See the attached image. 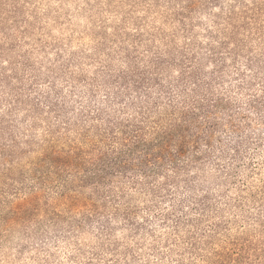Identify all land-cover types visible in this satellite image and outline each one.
<instances>
[{
	"label": "trees",
	"instance_id": "obj_1",
	"mask_svg": "<svg viewBox=\"0 0 264 264\" xmlns=\"http://www.w3.org/2000/svg\"><path fill=\"white\" fill-rule=\"evenodd\" d=\"M32 1L0 0V135L14 140L16 132H26L22 127H34L42 111L35 101L23 100L17 86L36 69L34 48H49L41 42L23 52L33 25ZM132 8L144 15L132 20V27L124 18L93 49L97 59L116 58L112 63L77 68V53L67 56L60 46V106L50 94L43 96L60 114V140L48 141L55 147L44 150L34 177L45 179L38 175L47 160L60 170V203L87 208L91 216L68 229L73 235L55 223L52 229H60L64 240L97 237L87 264L108 255L111 264H124L121 256L125 264H137L148 237L156 262L149 256L145 264H264V183L258 181L256 157L264 136L248 131L249 113L264 122V0H142ZM226 87L240 99L225 97ZM201 152L206 161H225L227 200L205 194L188 211L181 200L166 215L162 232L137 225L126 242L119 231L115 238L106 218L100 221L110 209L127 216L139 209L131 182L160 204L175 199L174 188L192 186L185 174ZM13 191L11 200H2L8 192L0 196V226L28 230L37 220L41 194L35 188ZM48 234L32 235L44 242ZM76 251L74 257L87 255L81 244Z\"/></svg>",
	"mask_w": 264,
	"mask_h": 264
},
{
	"label": "rangeland",
	"instance_id": "obj_2",
	"mask_svg": "<svg viewBox=\"0 0 264 264\" xmlns=\"http://www.w3.org/2000/svg\"><path fill=\"white\" fill-rule=\"evenodd\" d=\"M141 1L33 0L31 2V11L29 10L28 12V15L33 19L31 22L33 25L28 35L30 38L27 40V38L20 36L18 40H27L26 43L28 44L23 46V52L41 45V42L49 46V48L47 50L34 48L36 50L31 52V60L36 64V69L27 71L24 76L25 82L23 85L18 83L17 86L22 89L19 94L23 100L28 101L30 104H34L33 101H35V104H39L42 111L36 120V124L39 121H44L47 124L49 136L46 137V142L54 139L60 140V128L57 127L60 123V114L55 112L56 109H51V103L45 101L43 96L50 94L52 104L60 106V46H63V51L68 56L65 43L71 45L72 42L71 36L64 37L61 35L64 31H70L73 26V10L68 8L67 5H76L79 8V19L86 20L88 25H90L87 28V34L92 41L94 49L97 47L99 41H102L104 35L114 34L115 27L120 23L122 24L124 18H128L130 23L128 26L132 27V20H137L144 15L142 9L132 8L134 3L141 4ZM151 18L158 22L159 25L161 21L159 18H156L154 15ZM107 22L108 26L102 28ZM127 30H131V28H127ZM20 74L23 75L24 72L21 70ZM36 76L41 78L38 82L34 81ZM22 91H26V93L23 95ZM22 111L24 112V110ZM23 112L20 115L21 117L25 115ZM36 124L33 128H35ZM16 136L14 140L13 136H9L8 134L0 135V196L4 192H8L2 200H11V194H14L13 188H18V191H26V193L35 188L41 194L37 216L42 211L45 214L51 215L54 207L60 204V170L53 169L54 165L50 166L48 161L45 160L47 163H43H45L46 167L39 171L38 175L40 178L45 179L41 181L37 180L34 177V166L44 159V151L40 155H33L37 151L35 147L37 142L29 132L21 130L16 132ZM25 137L28 138L26 139ZM52 201L58 203H50ZM34 223L36 227H33ZM52 224H50L48 230V238L44 242L33 238V235L35 236V233L38 231H42L44 234L47 231L46 229L42 230V226L38 224L37 220H33L28 230L20 227L18 238L10 247L11 236L8 234L9 231L0 226V262L12 254L13 247L15 248L16 259L19 260L23 258L25 253L31 251L36 245H39L41 264H51L47 258L53 255L50 251L53 248L58 253L56 260L59 264H87L90 257L88 252L92 251L99 244L97 237L90 235L83 236L78 242L77 240H64L60 238V229H52ZM118 238L121 241H127L122 240V235H119ZM130 239L128 241L130 246L135 245V241L132 240L133 238ZM25 240L29 241V243H24L23 241ZM145 241L144 250L140 253L142 255L141 259L138 260L137 264H145V260H148L150 256L148 244L151 242V238L148 237ZM78 244L82 245V249L87 252V255L83 254L80 257H74L76 256ZM5 247H8V252L4 251ZM150 258L156 262L154 255H151ZM113 259V257L110 258V255H108V257L103 258L101 263L97 262V264H111ZM119 260H122L125 264L124 256H121ZM132 264L136 263L132 262Z\"/></svg>",
	"mask_w": 264,
	"mask_h": 264
},
{
	"label": "clouds",
	"instance_id": "obj_3",
	"mask_svg": "<svg viewBox=\"0 0 264 264\" xmlns=\"http://www.w3.org/2000/svg\"><path fill=\"white\" fill-rule=\"evenodd\" d=\"M68 8L73 10V26L70 31H64L61 33L62 36L68 37L71 36V45L65 43V48L67 49V53H77L76 61H78L77 68H81V66L87 65L89 62L94 64L97 68L102 67L104 64L112 63L115 59L109 60L106 56L99 55L98 59L93 54L92 41L89 39L90 37L87 34V28L90 27L88 22L83 19H79V8L74 4H68ZM82 7V6H81ZM86 56H91V59H85ZM120 67V65H117ZM260 85H257L259 88ZM255 91V89H253ZM222 94L234 100H239L240 97L237 96L236 92L232 91L228 87L221 90ZM252 127L248 129L249 132L252 133L253 137L257 133L264 136V122L257 119L255 116H252L249 113ZM26 132H29L37 142L35 147L37 149L33 155H40L44 149L52 148L54 149V145H50V142H46V137L49 136L48 126L44 121H39L35 128L32 127V123L22 127ZM26 139L28 137H25ZM262 150L260 149V155L256 156L259 158V162L257 164V169L261 173L258 181L260 183H264V155H262ZM181 152L184 150L181 148ZM219 153H217V156ZM59 159V157H57ZM224 160L217 159L216 157L212 158V161H206L204 153H200L199 162H194L191 166V171L187 172L185 175L187 178L191 180V187L187 190L184 187H181L179 192H176V189H173L175 193V199L170 200L168 203L160 204L159 201H153L148 195L144 194L139 190V185L133 187V183L129 185L130 188L135 190V195H131L136 197V203L139 205V209L134 211L131 216L127 215H114L115 209H110L107 213V216H103L102 220L100 217V221L107 219L110 222L111 226L115 230L114 235L117 231L121 232L122 240H127L129 234L133 231V228L137 225L143 226L145 229H149L156 232L161 231V225L165 223V218L168 213H172L175 211L177 206L180 204L181 200H185L184 211H188L191 205L195 202L196 198L202 197L205 194L217 193L218 199L223 202L230 197L229 189L231 188V184L227 183V173L224 169ZM165 177H161L158 183H162ZM252 183L257 182V178H253ZM222 189V190H221ZM191 198V199H188ZM24 198L22 197V200ZM50 203L56 204L58 202L52 201ZM159 204L157 207L156 205ZM146 206H148L146 210ZM119 208V205L116 206ZM77 213L79 215H77ZM110 213V214H109ZM91 216L89 210L84 207L72 206L70 208H66L62 203L59 206L54 207V211L51 215L45 214L43 211L37 217V222L42 226V230H49L50 224L55 223L57 227L62 228L67 234L73 235V232L68 231L69 228L75 229L77 222L83 220L85 217ZM114 220H119V223H113ZM99 223V221H96ZM171 223V220L168 221ZM93 223L90 225L89 231L92 229ZM33 227H36V224H33ZM20 231V227L16 226L9 230V235L11 236V240L9 242V247L15 243V240L18 238ZM49 233V231H48ZM95 235V233H93ZM115 238L116 235H115ZM24 243H29V241L25 240ZM34 249V250H33ZM31 251L25 253L23 258L17 260L15 256V248H12V254L0 264H41V252L39 245H36ZM5 252H8V247H5ZM53 255L49 256L47 259L51 262V264H59L56 260L55 249H50Z\"/></svg>",
	"mask_w": 264,
	"mask_h": 264
}]
</instances>
